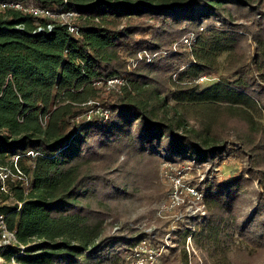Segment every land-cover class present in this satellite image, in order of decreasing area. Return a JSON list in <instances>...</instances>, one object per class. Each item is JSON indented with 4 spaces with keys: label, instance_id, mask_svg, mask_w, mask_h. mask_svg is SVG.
<instances>
[{
    "label": "trees",
    "instance_id": "trees-1",
    "mask_svg": "<svg viewBox=\"0 0 264 264\" xmlns=\"http://www.w3.org/2000/svg\"><path fill=\"white\" fill-rule=\"evenodd\" d=\"M28 1L74 11L77 31L34 32L29 15L0 12V164L16 154L29 178L9 184L14 201L0 192L23 245L4 247L0 264H115L149 238L106 231L113 201L134 202L161 158L241 162L201 181L206 215L192 231L200 216L187 217L180 241L193 237L217 264L264 247V0ZM185 29L189 49L169 48ZM175 264H188L184 249Z\"/></svg>",
    "mask_w": 264,
    "mask_h": 264
},
{
    "label": "rangeland",
    "instance_id": "rangeland-1",
    "mask_svg": "<svg viewBox=\"0 0 264 264\" xmlns=\"http://www.w3.org/2000/svg\"><path fill=\"white\" fill-rule=\"evenodd\" d=\"M191 32L193 33V31L185 29V32H183L178 39L174 40L169 48L173 49L175 45L176 47L173 49L175 51L188 50L189 45L183 44L179 40L182 36L188 35ZM140 34H137L136 37H139ZM142 36L150 37V34H144ZM242 44L243 47H241L240 51L245 52V59L250 63L254 44L249 39H246ZM128 60L132 61L131 58ZM221 62L223 64L222 60ZM227 67H231V69L225 70V73H230L235 68V65L228 62ZM209 80H213V78L209 77L204 79L203 82L206 83ZM117 83L118 81L115 80H107L108 86ZM261 122L264 124V119H261ZM166 160L160 159L156 178L146 181L145 184L138 189L136 193L137 199H135L134 202L118 201L117 203L115 200L113 201V203H115V209L107 219L106 231H115L116 228L125 225L128 227H137L147 232V237L152 243L165 246L159 264H175L182 249L186 251L188 264H196L197 262L199 264H204L200 256L201 253V255L209 260V264H217L213 262V259H209L207 252H200L193 237H191L190 244L186 247V237L182 242V240L180 241V235L185 226H187L185 225L187 217L200 216L196 221L197 223L193 222L190 225L192 231L199 228L198 225L201 224L203 217L206 215V207H204L205 203L200 189L201 181L210 178L212 175L218 178L227 177L240 167L241 162L238 161L237 158L225 157L221 163L218 162L219 164L216 163L215 166L209 167L207 164L204 166L198 164L191 165V163H179ZM210 168L211 171H209ZM176 176H181L190 184L193 183L195 189L198 192L200 191L201 197L197 198L191 195V193L189 194L186 190L182 192L179 189L177 190L175 188L176 182L174 179ZM182 199L183 201H181ZM236 242L240 244L238 243L237 237H235L234 240V243ZM246 246L249 247L250 245ZM250 252L251 251L246 250V252L243 251L241 255L239 253L237 255L228 254L230 259H226L224 255L218 254L220 258L217 259V261H219V264H264V247L260 248L252 255ZM128 255V252H122L115 264H130Z\"/></svg>",
    "mask_w": 264,
    "mask_h": 264
},
{
    "label": "built area",
    "instance_id": "built-area-1",
    "mask_svg": "<svg viewBox=\"0 0 264 264\" xmlns=\"http://www.w3.org/2000/svg\"><path fill=\"white\" fill-rule=\"evenodd\" d=\"M5 10H15L24 15H29L34 20V29L33 31H41V30H50L55 22L66 24L69 32L76 33L77 29L72 24L73 19L76 16L74 11H68L65 9L55 10L47 6H42L38 4H34L28 0H0V12ZM195 40L194 33H190L188 35L182 36L180 42L183 44H188L189 46ZM175 45L173 49H175ZM146 57H150L147 52H143ZM138 56H141L139 54ZM207 79L206 76L202 75L198 77V81H204ZM116 81V79H114ZM109 80V81H114ZM27 154L31 156H35L36 153L32 151H28ZM18 155L13 154L10 156L8 163L0 164V192L8 193L11 195L9 191V184L19 182L22 186L26 187L29 184L28 176L22 171L18 163ZM175 188L181 190L188 191L189 194L194 195L197 198L201 197L200 191L198 192L194 184H190L185 181L181 176H176L175 178ZM10 199L12 197L10 196ZM183 201V199L181 200ZM6 202V201H5ZM4 201H0V204L5 203ZM20 206V203H18ZM191 237L187 236L185 239L186 247L190 244ZM20 246V244L15 236V233L12 229L8 227V223L6 220V216L3 212L0 211V251L6 246ZM188 249V248H187ZM165 250V246L157 243H152L149 239L145 238L138 241L133 247L132 251L128 255V259L130 264H159V260L163 256V251ZM6 260L0 254V263H4ZM9 264H15V260L11 257L8 260Z\"/></svg>",
    "mask_w": 264,
    "mask_h": 264
}]
</instances>
